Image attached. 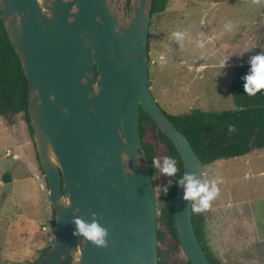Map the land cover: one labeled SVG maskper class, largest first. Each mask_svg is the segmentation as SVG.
Instances as JSON below:
<instances>
[{"label": "water", "instance_id": "water-1", "mask_svg": "<svg viewBox=\"0 0 264 264\" xmlns=\"http://www.w3.org/2000/svg\"><path fill=\"white\" fill-rule=\"evenodd\" d=\"M118 1L0 0L28 80L33 138L56 212L50 251L36 264H158V205L142 158L141 109L174 144L184 173L205 176L189 139L151 91L154 0H133L129 12L118 11ZM183 196L179 187L181 247L192 264H212ZM92 213L108 229L106 248L73 234L74 218L91 221Z\"/></svg>", "mask_w": 264, "mask_h": 264}, {"label": "rangeland", "instance_id": "rangeland-1", "mask_svg": "<svg viewBox=\"0 0 264 264\" xmlns=\"http://www.w3.org/2000/svg\"><path fill=\"white\" fill-rule=\"evenodd\" d=\"M131 6L127 0H119L116 9L129 12ZM175 31L187 33L182 42L173 37ZM150 32L151 91L163 111L170 116L195 110L234 111L237 106L230 86L241 58L247 48L255 55L264 52V2L169 0L165 11L152 19ZM200 41L203 48L198 47ZM226 59L227 66L222 70L219 65ZM13 122L24 125L25 137L28 135L32 144L34 141L23 115L10 119L0 116V181L6 173L14 180L11 186H0V216H7L12 204L24 212H34L24 198L33 187L41 192L36 180L32 183L12 170L13 157L7 151H13V144L5 129ZM33 150L36 156L34 146ZM216 177L223 181L219 196L209 210L196 213L203 220V245L220 264H264V149L206 166L204 178ZM159 189L158 230L164 233V239L158 248L169 264H181L187 261L185 252L160 221ZM48 212L50 222L44 217L36 225L15 221L14 228L8 230L0 223V264L37 263L39 255L30 250L54 234L50 207Z\"/></svg>", "mask_w": 264, "mask_h": 264}, {"label": "trees", "instance_id": "trees-1", "mask_svg": "<svg viewBox=\"0 0 264 264\" xmlns=\"http://www.w3.org/2000/svg\"><path fill=\"white\" fill-rule=\"evenodd\" d=\"M132 1L127 0L128 5H131ZM168 1L154 0L152 19L156 14L165 11ZM150 35L151 32L149 33V51ZM250 67V65L237 67L231 82L230 90L237 110L219 113L195 110L177 116H170L164 111L174 125L189 139L204 167L218 161L243 157L255 150L264 149V90L254 96H250L245 92L243 77L248 74ZM29 99L28 80L21 60L7 34L0 6V116L10 119L20 114L23 115L33 138L34 132L29 115ZM229 125L235 127L234 132H229ZM139 129L143 146L142 158L151 170L155 190L160 187L158 190L162 202L160 221L164 222L176 244L181 246L175 227L174 210L177 190L180 187L177 185V180L182 178L184 173L182 158L171 140L162 133L156 123L142 109L140 110ZM33 144L36 150L35 141H33ZM164 156L175 159L177 162L178 172L174 177L164 176L152 166L154 158H161V163H163L162 158ZM37 159L39 161L38 153ZM169 180L172 181V184L167 194H165L163 187L168 184ZM55 216L56 212L53 209V227L55 226ZM193 223L208 259L212 264H220L203 245L204 226L202 217L193 213ZM163 239L164 233L158 230V240ZM50 248L51 246L41 254L39 260L50 251ZM66 264H71V260ZM158 264H169L159 248ZM181 264L192 263L187 260Z\"/></svg>", "mask_w": 264, "mask_h": 264}, {"label": "clouds", "instance_id": "clouds-1", "mask_svg": "<svg viewBox=\"0 0 264 264\" xmlns=\"http://www.w3.org/2000/svg\"><path fill=\"white\" fill-rule=\"evenodd\" d=\"M264 0H252L253 4H261ZM230 27V25L228 26ZM173 37L177 41H183L187 36L186 32L175 31L172 33ZM198 47L203 48L204 42L200 41ZM164 57L161 56V59ZM228 59L222 61L219 67L223 70L227 66ZM250 71L243 77L244 90L250 95L254 96L261 90H264V52L257 54L250 58ZM229 132H234L235 127L229 125ZM124 156L125 154H121ZM154 158L152 160V166L159 170V172L167 177H174L178 172L177 162L168 156L162 158ZM203 175V174H202ZM223 183L219 177L203 180L197 178V173L185 172L179 180L177 185L183 187L185 201H191L190 211L192 213H202L211 208L212 202L219 196V185ZM172 181L169 180L168 184L163 187V192L167 194L169 187H171ZM91 221L86 220L82 216L74 218V225L76 230L74 235L77 237H83L86 241L91 242L93 245L101 248L108 246V229L101 225L100 217L97 213H92Z\"/></svg>", "mask_w": 264, "mask_h": 264}, {"label": "crops", "instance_id": "crops-1", "mask_svg": "<svg viewBox=\"0 0 264 264\" xmlns=\"http://www.w3.org/2000/svg\"><path fill=\"white\" fill-rule=\"evenodd\" d=\"M245 52H246L245 55L243 56V58H241L239 62V67L244 65H250L249 60L251 57L255 55V53H253V50L249 51V48H247ZM1 126L3 127L5 125H1ZM25 126L27 127L26 129H28V126L26 124ZM24 129H25L24 125H22L21 123L16 124V122H13L8 127L6 126L5 129L6 137L8 140L10 139L13 144V151L8 150L7 155L13 157L12 170H14L16 173L24 174L26 176L25 178L30 179L32 183H34L36 180L40 187L41 192L39 194L37 192V189L32 186L33 189L30 192L29 197L26 198L23 197L26 203L32 205L33 209L35 210L34 212H28V211L24 212L23 209L18 207L16 204H12L11 211L6 214L7 216L4 215L0 216V223L6 225L7 230L10 228H14L15 221H20V223L26 222L31 225H36V223L40 219H42V217L46 218L48 221L49 220L48 207L52 209L49 200L48 185L43 175V172L41 171L40 164L37 159L36 150H35L36 156H34V150H33L34 145L32 144L31 139L30 140L28 139V135H26L27 138L25 137ZM2 179L3 181H0L1 187L5 186V184L11 186L14 183V180L11 179L8 173L3 174ZM25 186H29V184H26ZM0 196H2V193H0ZM50 217H51V222H53L52 221L53 209ZM43 230L47 232L45 227H43ZM49 237H51V243H48ZM53 237L54 234L47 235L44 241L43 242L40 241L39 246L36 248L34 247V249L30 250V252L34 255H39L40 258L41 254L49 246H51L53 242Z\"/></svg>", "mask_w": 264, "mask_h": 264}, {"label": "flooded vegetation", "instance_id": "flooded-vegetation-1", "mask_svg": "<svg viewBox=\"0 0 264 264\" xmlns=\"http://www.w3.org/2000/svg\"><path fill=\"white\" fill-rule=\"evenodd\" d=\"M149 59H150V55H149ZM150 67H151V61H150ZM152 68V67H151ZM151 80V79H150Z\"/></svg>", "mask_w": 264, "mask_h": 264}]
</instances>
